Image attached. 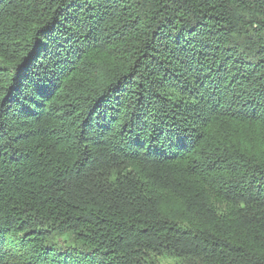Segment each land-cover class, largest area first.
<instances>
[{"label": "trees", "instance_id": "1", "mask_svg": "<svg viewBox=\"0 0 264 264\" xmlns=\"http://www.w3.org/2000/svg\"><path fill=\"white\" fill-rule=\"evenodd\" d=\"M0 264H264V0H0Z\"/></svg>", "mask_w": 264, "mask_h": 264}, {"label": "rangeland", "instance_id": "2", "mask_svg": "<svg viewBox=\"0 0 264 264\" xmlns=\"http://www.w3.org/2000/svg\"><path fill=\"white\" fill-rule=\"evenodd\" d=\"M97 53H99V46H97L91 52H88L84 56L82 67H85L88 69V74H89L88 76L81 75L75 78L74 85L71 86V88H66L65 84L61 82V84L57 86L59 90L55 93L56 96H59L61 92L64 90L62 93V97L60 98L58 103L56 101H53L54 98L53 99L48 98L47 111L48 113H50L49 114L50 121L48 123H51L54 125V130L58 125H61L62 127H65V129H68L70 124L76 120V117L79 113L78 108L81 104L82 94L89 87L90 83H93L95 80L101 77V75H98L92 72L96 70L97 64L99 62V57L97 56ZM109 59L110 58H107V61ZM227 85H229V89L232 92V89H234L235 87L234 84L227 83ZM232 93H231V96L226 97V100L223 103L222 109L233 108L232 106H230L231 100L241 101L243 97H246L245 94H241L240 88H238L234 94ZM233 98H236V99H233ZM59 103H62V104H59ZM67 131H64L62 134L64 135V133ZM47 134L52 136L53 132L48 131ZM61 137L62 136H59V135L55 136L57 140L60 139Z\"/></svg>", "mask_w": 264, "mask_h": 264}]
</instances>
